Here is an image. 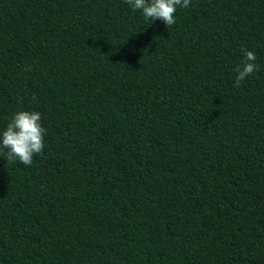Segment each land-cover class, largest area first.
Here are the masks:
<instances>
[{
  "label": "trees",
  "instance_id": "obj_1",
  "mask_svg": "<svg viewBox=\"0 0 264 264\" xmlns=\"http://www.w3.org/2000/svg\"><path fill=\"white\" fill-rule=\"evenodd\" d=\"M0 0V264H264V0ZM247 49L258 70L235 87Z\"/></svg>",
  "mask_w": 264,
  "mask_h": 264
},
{
  "label": "clouds",
  "instance_id": "obj_2",
  "mask_svg": "<svg viewBox=\"0 0 264 264\" xmlns=\"http://www.w3.org/2000/svg\"><path fill=\"white\" fill-rule=\"evenodd\" d=\"M133 12L140 11L145 21L161 20L169 27L176 23L177 7L187 8L191 0H125ZM244 60L235 68V87H239L248 76L258 70L256 56L252 51L241 49ZM46 129L41 124V113L21 110L16 112L0 133V149H6L8 163L31 166L33 156L42 153Z\"/></svg>",
  "mask_w": 264,
  "mask_h": 264
}]
</instances>
